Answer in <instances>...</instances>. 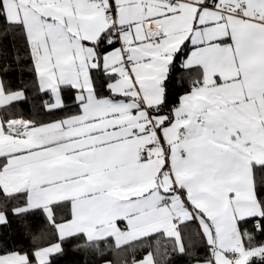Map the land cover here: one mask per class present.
Returning <instances> with one entry per match:
<instances>
[{
	"label": "snow or ice",
	"instance_id": "6c2138e0",
	"mask_svg": "<svg viewBox=\"0 0 264 264\" xmlns=\"http://www.w3.org/2000/svg\"><path fill=\"white\" fill-rule=\"evenodd\" d=\"M0 264H264V0H0Z\"/></svg>",
	"mask_w": 264,
	"mask_h": 264
}]
</instances>
